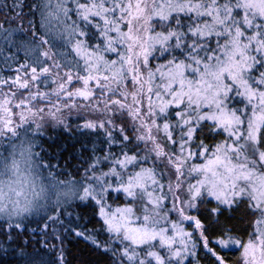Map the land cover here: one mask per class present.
Returning <instances> with one entry per match:
<instances>
[{"label":"snow or ice","instance_id":"obj_1","mask_svg":"<svg viewBox=\"0 0 264 264\" xmlns=\"http://www.w3.org/2000/svg\"><path fill=\"white\" fill-rule=\"evenodd\" d=\"M70 255L264 264V0H0V264Z\"/></svg>","mask_w":264,"mask_h":264},{"label":"trees","instance_id":"obj_2","mask_svg":"<svg viewBox=\"0 0 264 264\" xmlns=\"http://www.w3.org/2000/svg\"><path fill=\"white\" fill-rule=\"evenodd\" d=\"M73 123H75L76 121L73 119L72 121ZM62 131V129H49V132H48V135H54V136H58L59 133ZM47 137H45L46 139ZM62 139V142H63V138ZM89 227H91V225H89ZM66 245L67 247L70 249V251L73 253V254H76L78 253V248H81L83 247L82 244L80 245H77L75 241H72L71 238H69V241H66ZM69 260L71 261V264H76V261L73 259V256L70 255L69 257ZM4 260H9L11 259L10 257H4L3 258Z\"/></svg>","mask_w":264,"mask_h":264}]
</instances>
